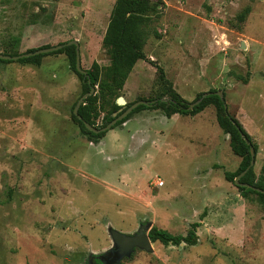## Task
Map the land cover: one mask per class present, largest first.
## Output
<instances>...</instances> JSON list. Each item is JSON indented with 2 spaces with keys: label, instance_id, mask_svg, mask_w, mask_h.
Returning <instances> with one entry per match:
<instances>
[{
  "label": "rangeland",
  "instance_id": "374dc122",
  "mask_svg": "<svg viewBox=\"0 0 264 264\" xmlns=\"http://www.w3.org/2000/svg\"><path fill=\"white\" fill-rule=\"evenodd\" d=\"M115 0H0V52L76 39L84 69L109 64L102 37ZM160 16L119 96L158 92L156 70L183 98L215 89L264 161V0H160ZM249 5L239 22L237 15ZM244 47H241V44ZM151 61L153 63H151ZM246 79V80H243ZM82 81L64 53L40 65L0 62V264H87L112 247L107 227L185 235L151 241L121 264H264V204L225 171L241 158L210 105L166 117L141 110L89 141L72 118ZM125 105V106H126ZM103 124V114L95 126ZM161 181V185L157 182Z\"/></svg>",
  "mask_w": 264,
  "mask_h": 264
},
{
  "label": "trees",
  "instance_id": "16d2710c",
  "mask_svg": "<svg viewBox=\"0 0 264 264\" xmlns=\"http://www.w3.org/2000/svg\"><path fill=\"white\" fill-rule=\"evenodd\" d=\"M158 2L160 0H115L102 37V46L109 56V64L101 67L94 61L87 69H84L81 65V68L86 71V74L76 70L75 46L73 44L67 45V41L57 43L56 45L64 44V46L51 52L19 57L16 60L0 58V62L15 61L20 64L38 66L43 56L64 53L70 63L71 69L82 81V94L88 92L90 87H95L94 93L84 98L78 108L77 114L72 110V118L78 123L80 132L87 136L89 141L98 142L106 131L93 133L86 128L84 122L94 125L96 119L103 114V124L101 126H104L112 119L111 114L120 108L116 103V99L119 97L135 63L145 58L143 47L148 37L150 35L160 36L153 26L154 22L160 16ZM249 12L250 6L247 5L238 13V21H244ZM43 47H50V45L45 44L36 48H29L21 53L34 51L35 49ZM1 53L8 54L6 52ZM21 53L9 55H18ZM151 63L153 62L151 61ZM153 65L156 70V81L159 87L157 94L153 97L137 98L136 100H147L148 104L138 105L126 117L117 121L112 128L141 110L160 109L166 117H170L176 113L193 116L207 106L212 105L216 110L215 117L217 124L229 136L232 152L241 158L239 166L235 171L224 172L225 178L234 182L235 176L243 171L250 163V147L246 143L245 138L252 143L255 153L257 151V146L252 142L250 135L238 119L227 111V107L226 109L224 108L225 101L215 93L217 90L209 89L208 91L199 92L192 101H188L173 89L171 82L166 79L164 69L159 65ZM196 100H199V102L190 107V103ZM131 103H127L126 106ZM239 181L264 189V161L258 175L255 174L252 166L240 177ZM237 187L241 195L246 197L248 193H254L264 204L263 192L244 186ZM197 226V222L191 223L185 235L172 234L165 229L151 227L148 236L151 241H158L164 245H179L181 242L192 245L197 239Z\"/></svg>",
  "mask_w": 264,
  "mask_h": 264
},
{
  "label": "water",
  "instance_id": "95a60500",
  "mask_svg": "<svg viewBox=\"0 0 264 264\" xmlns=\"http://www.w3.org/2000/svg\"><path fill=\"white\" fill-rule=\"evenodd\" d=\"M66 44L67 45L73 44L75 46V67H76V70L83 73V74H86V71L81 68V59H80V50H79L78 41L76 39H72V40L67 41ZM63 46H64V44H58V45H54V46H50V47L38 48V49H35L34 51L25 52V53H21L18 55H9V54H4V53L0 52V58L1 59L16 60L19 57L31 56V55H35V54H39V53L51 52V51L57 50ZM241 47H244L243 43L241 44ZM94 89H95V87H90L88 92L82 94L78 98V100L76 101L75 106L73 108V112L75 114H77L78 108L81 105L84 98H86L88 95L93 94ZM215 93L220 98H223V93L221 91H216ZM198 102H199V100H196L193 103H190V107L193 106L195 103H198ZM116 103L120 106V108L111 114L112 119L108 123H106L102 127H97V126L92 125L88 122H84V125L86 126V128L93 133H99L102 131H107V130L111 129L116 124L117 121L126 117L138 105L148 104V101L144 100V99H139V100L134 101L130 105L125 106L126 105L125 99L122 96H119L116 99ZM224 108L226 109V104H224ZM245 141L250 147V154H251L250 163L243 171H241L237 176H235L234 184L237 186L249 187L251 189H254L256 191L264 193V189H261L259 187H256V186L251 185V184L246 183V182L239 181L240 177L250 167L253 166L254 161H255L254 147H253L252 143L247 138H245ZM151 226H152V222L147 221L146 223L140 225L137 228V230L134 231L133 233H126V232L120 231V230L112 227L111 225H108L107 231H108L109 237L112 241V247L108 251H105L101 254H95V255H98V257L101 259L103 257H105L107 259L105 264H121L122 259L131 257L132 253L136 249L145 250L147 252L152 251L151 240L148 236V231L150 230Z\"/></svg>",
  "mask_w": 264,
  "mask_h": 264
},
{
  "label": "flooded vegetation",
  "instance_id": "af4514ba",
  "mask_svg": "<svg viewBox=\"0 0 264 264\" xmlns=\"http://www.w3.org/2000/svg\"><path fill=\"white\" fill-rule=\"evenodd\" d=\"M99 127H102V126H99ZM147 221H144V222H141L139 224L142 225L144 223H146ZM138 226V227H139ZM149 232V231H148ZM107 261V259L105 257H103L102 259L98 257V255H95L93 253H88L87 255V259H86V263L87 264H105V262Z\"/></svg>",
  "mask_w": 264,
  "mask_h": 264
},
{
  "label": "built area",
  "instance_id": "2783aa9c",
  "mask_svg": "<svg viewBox=\"0 0 264 264\" xmlns=\"http://www.w3.org/2000/svg\"><path fill=\"white\" fill-rule=\"evenodd\" d=\"M161 184H162V182H161V181H158V182H157V185H161Z\"/></svg>",
  "mask_w": 264,
  "mask_h": 264
}]
</instances>
